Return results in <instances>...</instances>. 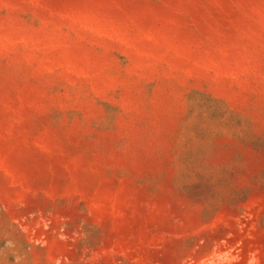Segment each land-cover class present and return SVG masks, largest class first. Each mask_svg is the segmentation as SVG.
I'll use <instances>...</instances> for the list:
<instances>
[{"label":"rangeland","instance_id":"1","mask_svg":"<svg viewBox=\"0 0 264 264\" xmlns=\"http://www.w3.org/2000/svg\"><path fill=\"white\" fill-rule=\"evenodd\" d=\"M0 264H264V0H0Z\"/></svg>","mask_w":264,"mask_h":264}]
</instances>
